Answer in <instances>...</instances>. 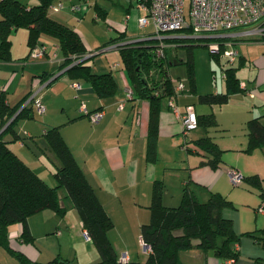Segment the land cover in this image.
I'll return each mask as SVG.
<instances>
[{"label":"crops","instance_id":"1","mask_svg":"<svg viewBox=\"0 0 264 264\" xmlns=\"http://www.w3.org/2000/svg\"><path fill=\"white\" fill-rule=\"evenodd\" d=\"M18 1L28 7L39 4V0ZM64 1L68 0H51L50 5H57L58 2L63 4ZM84 1L89 7L93 6V19L102 14L106 15L108 10L100 7L98 0ZM123 5H125L126 14L133 8V14L136 17L142 12L133 0L123 1ZM49 12L57 21L74 28L83 39L87 50L96 53L93 57L111 53L120 62L118 51L113 48V45L101 48L107 41L89 43L84 40L79 32L80 25L84 28L82 20L78 22L77 28L74 18L69 13ZM128 19L127 24L125 22L122 25L111 20L116 27L108 29V34L112 35L109 39L120 34H124V39L129 40L146 36L143 31L134 33V26L130 23L131 17ZM22 30L19 43L23 45V48L18 50L15 45V36L20 32L18 30L10 36L11 61L0 60V91H3L6 103L10 107L17 105L30 92L36 91L45 106V112L43 115H38L32 105H27L33 110V115L32 118H20L17 121L18 140L10 141L12 137L9 134L4 139L10 141L9 148L38 177L52 186L55 184L54 172L59 163L46 147L43 137L49 128H59L61 137L113 222V227L108 231L107 237L117 256L126 254L130 262L145 261L148 253H139L137 247L140 246V227L150 221L151 214L148 207L155 181L163 183L162 203L166 206L174 207L179 204L182 189L187 181H190L191 184L218 192L233 202L236 210H226L223 215L232 220L237 234L264 228V212L257 211L261 204L257 189L245 185L240 186L241 188L234 187L228 176L230 169H236L244 176L255 174L261 179V187L264 191V146L250 153L242 151L247 144L246 122L258 117L264 125L263 41L256 40L259 42L258 45H248L243 49L235 47L237 42L234 45L238 51L234 65L239 66L238 70L247 66L248 78L245 82L240 81L244 84V91L231 94L222 106L201 105L197 101V96L215 93L220 91L219 89H223L221 92H224L223 73V84L219 88L217 86V90L208 88L204 92L195 80V93H191L188 88L187 93H184L182 89L174 98H164L167 110L165 107L162 110L163 99L159 101L155 155L150 157V104L145 99H138L134 96L131 99L126 97V90L131 87L125 71L119 69L121 64L115 63V60L111 62H114L111 66L110 64L108 66L103 63L97 64L94 60L88 63L94 73L110 72L116 80L115 89L109 96L98 97L89 83L81 79H72V75L64 72V69L60 70L63 58L60 51L56 50L54 46L56 42L53 39L46 36L41 37L39 39L41 44H46L48 47L47 54L38 59L29 57V48L26 44L27 31ZM116 32L117 34L113 36ZM55 51L59 54H56L54 59L50 58L56 53ZM26 56V60L23 59ZM174 64L177 63L174 62L172 65ZM113 65L117 66L113 68ZM50 75L52 76L48 78ZM75 81L80 83L79 89L72 87ZM196 88L198 93H196ZM170 101H172V106ZM121 102L123 105L119 108ZM81 103L85 104L88 111L101 109L104 112L101 120L94 124L90 123L88 118L79 112ZM190 104L194 105L195 113L196 108H199L196 115L213 113L217 120V114L212 109L213 107L219 108L218 115L222 121H217V130L220 128L222 134L218 137L210 136L223 150L222 166L215 170L208 166H199V162L204 158L194 151L193 141L203 137L206 134L205 131L196 127L187 134L183 133L179 114H182L185 107ZM196 130L201 134L192 139L193 149H190L187 146L186 137ZM209 133L210 131L207 135ZM179 136H181L180 141ZM187 150H191V153ZM47 154L51 155L52 159ZM176 154L181 155L182 159H174ZM188 155H193V157H188ZM45 158H49L50 162L48 163ZM165 158L167 161H163ZM161 163L163 166L160 169L159 164ZM169 167L173 170L171 172L181 171L186 175L179 173L180 175L177 176L175 175L177 173H173L174 180H167L166 172ZM171 181H174L176 187L174 195L169 190ZM60 196L62 197L61 203L67 200L66 205L62 203L66 209L64 215H59L51 209H44L27 219V226L33 237L31 241L21 240L22 225L20 223H13L7 227V243L6 245L0 243V264H55L52 263L55 259L59 262L66 261L67 264H93L100 260L97 250L90 247V241H85V239L83 241L80 238L83 247L70 248L72 251L68 254H62L59 244L58 248L48 246L52 238H57L62 234L60 230L62 227L69 234L78 233L83 237L81 220L76 210L68 199H63L64 193H60ZM240 207L245 208L239 211ZM40 244H44L46 249H43ZM237 246L238 256L231 264H264V244L262 246L249 237H241ZM179 261L180 264H221V260L211 252L197 249L181 252Z\"/></svg>","mask_w":264,"mask_h":264},{"label":"trees","instance_id":"2","mask_svg":"<svg viewBox=\"0 0 264 264\" xmlns=\"http://www.w3.org/2000/svg\"><path fill=\"white\" fill-rule=\"evenodd\" d=\"M50 3L51 0H39V4L28 7L18 0H0V60L11 61L10 36L12 33L20 29L27 31L26 44L29 48V57L32 49L37 46L46 47L47 54V45L41 43L39 45V39L46 36L56 42L54 46L61 53L63 60L60 70L64 69V72L72 75V79H81L89 83L98 97L109 96L116 86V80L112 73L97 74L91 70L88 63L95 54L86 58L93 52L87 50L83 39L72 26L61 23L51 16L49 11H53L50 9ZM94 18L96 20L98 16ZM167 35L169 36L164 38L163 44L148 46L146 41L129 42L132 40L124 39L125 35L120 34L109 39L101 47L114 46L118 51L121 67L126 73L134 97L149 101L150 157L155 155L159 101L164 98L172 99L177 94L174 91L176 84L169 74V66L174 62L186 64L188 88L191 93H195L193 46L185 44V40L192 38L213 39L211 36H194L187 30ZM251 39L264 42L262 37ZM227 40L235 45L236 42L245 40V38L235 37ZM147 41L149 42V40ZM182 43L184 44L182 45ZM160 46L163 56L157 57L155 51ZM179 47L184 48L185 60L176 55L167 54L168 50H175ZM54 54L56 55V53ZM210 54L215 58L217 56L219 60L221 58L220 54L212 52ZM26 58L27 56L23 59L26 60ZM226 61L229 66L222 68L224 92L198 95L199 104L220 107L227 102L231 94L243 91L237 77L239 66L230 64L228 59ZM48 78L46 80H49ZM30 94L31 92L17 105L10 107L6 103L3 91H0L1 244L6 245L7 243L6 232L10 224L20 223L22 225L21 240L31 241L33 237L27 226L29 216L44 209H51L59 215H64L66 209L62 205L63 202L61 203L62 197L59 194L62 189L65 191L63 199H68L76 210L81 220L82 229L86 231L89 241L99 254L100 260L93 264H180L179 254L192 249L211 252L221 260L220 263L233 262L238 256L237 244L241 237H249L263 246L264 228L241 234L235 232L232 220L223 214L226 210H236V207L225 196L202 186L193 185L194 187H191L190 181H187L182 189L179 204L169 207L162 203L163 183L155 181L148 207L151 214L150 221L140 227L141 240L150 247V252L144 262L128 260L126 263H122L120 256H117L107 237L108 231L113 227V222L61 137L59 128H49L43 137L46 147L59 163L54 172L55 184L52 186L38 177L9 148L8 143L19 138L16 132L17 121L20 118H32L33 110L28 107L29 105L22 107ZM196 118L197 128L206 133L203 137L193 141L195 153L204 158L199 162V166H208L215 170L222 166L221 154L223 150L207 133L210 130H217V119L213 113L196 115ZM245 129L247 144L242 151L250 153L255 149L262 148L264 146V125L260 119L258 117L249 119L245 124ZM7 134L12 137L10 141L4 139ZM187 151L191 153V150ZM244 185L257 189L261 204L264 202L261 179L257 175H242L241 182L233 186ZM52 263L67 264L66 261L59 262L57 259Z\"/></svg>","mask_w":264,"mask_h":264},{"label":"built area","instance_id":"3","mask_svg":"<svg viewBox=\"0 0 264 264\" xmlns=\"http://www.w3.org/2000/svg\"><path fill=\"white\" fill-rule=\"evenodd\" d=\"M139 9L145 12L144 17L138 18L139 27L152 26L155 34V38L163 44L164 38L169 36L167 34L177 33L181 31H189L192 35L198 36H211L213 39H220V43L212 42L208 44L210 52L214 54H222V57L228 59L230 64H233L238 56V51L235 49L231 41L228 38H243V37H262L264 35V0H191L189 20L186 19L183 0H133ZM61 3L50 6L53 12H58L63 9ZM72 12H80L81 7L79 5L70 6ZM128 19V17L126 18ZM253 28L246 31L229 34L230 31L238 30L242 27L251 26ZM263 38V37H262ZM225 45L230 46L229 50L223 48ZM114 48V46H113ZM159 54H162L161 46L157 49ZM46 54V47L37 46L31 51V58H42ZM96 53H92V56ZM50 58H56L53 54ZM113 68L116 65L112 66ZM243 83H240V87L245 89ZM72 87L75 89L80 88V84L72 83ZM183 86L181 83L177 84L174 91L178 93L182 91ZM250 94V92H248ZM134 96L132 89L126 90V97L131 99ZM172 106V101H170ZM32 105L38 115H43L45 112V106L40 98L37 96V92H31L29 98L24 102L22 107ZM123 103L119 104L121 108ZM79 112L86 116L90 123L94 124L101 120L104 112L101 109L88 111L84 103L79 106ZM181 125L183 127V133L194 130L197 127V118L193 105H187L185 111L179 114ZM228 176L231 184L238 185L242 180L241 173L236 169H230ZM259 213L264 212V202L258 207ZM59 234V232H57ZM85 240L89 241V237L86 231L82 232ZM140 247L144 251H150L149 247L139 237ZM120 261L126 263L128 257L126 254L120 256ZM231 261H226L221 264H231Z\"/></svg>","mask_w":264,"mask_h":264},{"label":"rangeland","instance_id":"4","mask_svg":"<svg viewBox=\"0 0 264 264\" xmlns=\"http://www.w3.org/2000/svg\"><path fill=\"white\" fill-rule=\"evenodd\" d=\"M93 1L94 0H91V2H93ZM123 1H127V0H98V5L102 8H106L108 11H107L106 15L102 14L101 16H98V18L96 20L93 19V12H94L93 6L90 5V7H89L87 2H85L84 0L64 1L63 5L65 6V8L62 9L61 11L67 12L70 15H72V18H74V20H75L74 21L75 25H77L79 21H81V20L83 21L82 24H83L84 28L80 25L79 32L82 34L84 40L89 42V43H96L97 41L98 42L108 41L110 36H112V35L108 34V29L109 28L113 29L116 27V25L111 20L117 21L122 25L123 23L125 24L126 21L127 22L129 21V19H126V17H128V18L131 17L130 23H131V26H134V29H133L134 33L138 32V31H143V34L144 35L146 34V36L137 37L136 39H133L132 41H129V42L146 41L147 42L146 44L148 46H155L158 43L160 44L159 40L153 39V38H155V35H153L155 33L152 29V26H148V27L143 28V27H139V25H138V18L144 17L145 12L141 9L142 12L140 14H138V16L136 17L133 14V10H134V8H133L132 10H130L129 13L126 14L125 5H123ZM59 3L60 2H58L57 4H59ZM190 4H191V0H183V8H184V12H185V16H186L187 20H189ZM72 5H79L81 7V11L76 12V13L72 12L70 10V6H72ZM125 14L128 16H126ZM127 22H126V24H127ZM253 26H254V24L251 26L242 27L238 30L230 31L229 34L246 31L248 29L253 28ZM77 28H78V25H77ZM120 28H122V26ZM19 31L20 32L18 34H16V36H15L16 37L15 45L18 47V50H20L21 47L23 48V45H21L19 43V37L21 35L20 33L23 30L20 29ZM89 32H91V34ZM12 34H14V33H12ZM115 34H117V32L114 33L113 36H115ZM262 37L264 38V35ZM243 38H245V40L239 41L237 43V45L235 44L236 45L235 47H237V48L241 47V49H243V47H245V46H248V45L254 46V45H258V43H259V42L254 41V39H251V38H256V37H243ZM147 40H149V42ZM214 40H217V41H214ZM218 41H219V39H204V38L203 39L192 38V39L185 40V44H189V45L193 46L192 49H193L195 80H196V82H198L199 87L202 90H204V92L206 90H208V88H210L212 90H214L216 88L215 90H217V86L219 88L221 86V84H223L222 68L224 66H229L226 59L222 57V54H220L221 55L220 60L218 59L217 56L215 58V56H212L210 54L208 44H211L212 42H218ZM40 43H41V41H39V45H40ZM218 43H220V41ZM183 44L184 43H182V45ZM261 44H263V43H261ZM50 46L53 47V45H50ZM229 49H230V46L225 45L223 48V53L226 52L225 50H229ZM55 52H56V54H59V52H57V51H55ZM150 52L152 53V50ZM155 53H156L157 57L163 56L162 54H159L157 52V49H156ZM167 54L172 55V56L176 55L177 57L184 58L185 51H184V48L179 47L175 50H171V51L168 50ZM118 56H119V54H118ZM185 59H186V57L184 58V60ZM92 60L96 61L97 64L103 63L106 66H108L109 64L111 66L114 63V62L111 63L113 60L116 61L115 63L120 64L118 59H116L114 56H112L111 53H103V54H100L98 56H95L89 62H92ZM119 69H123V68L119 67ZM118 71H122V70H118ZM169 73H170L171 79L175 82V84L177 85V84L181 83L183 86V92L187 93L188 92V82L186 79V77H187V66H186V64L185 65L184 64H174V65L169 66ZM247 73H248V67L247 66L240 68L237 72L238 79L240 81L245 82L246 79L248 78ZM219 90L220 91H218V93H221V91L223 89H219ZM196 93H198L197 88H196ZM164 107L166 108V100L165 99L162 100V110L164 109ZM198 109L196 108L195 114H197ZM166 110H167V108H166ZM212 110L214 111V113L217 114L218 120L222 121V118L218 115L219 108L213 107ZM219 124H220V122H219ZM218 129L219 130H210L209 136H212V137L220 136L222 134L221 129L220 128H218ZM199 134H201V132L196 130L195 132L188 134V137H186V140H187L186 143L190 149H193V145L191 143L192 139L196 138V136H198ZM175 137H177V136H175ZM178 140L179 141L181 140V136H179ZM51 155L47 154V156L50 159H52ZM188 157H193V155H188ZM45 159L47 160L48 163L50 162L47 158H45ZM174 159H178V160L182 159V156L179 154H176ZM163 161H167V159L165 158V159H163ZM162 166H163L162 163L159 164L160 169L162 168ZM170 169H171V167H169V169H167V172H166L167 180L168 179L174 180L173 179V173H177V174H175L177 176L180 175L179 173H181L182 175H186L185 172H181V171L171 172L173 170H170ZM187 176H188V173H187ZM190 185H191V187H194L193 186L194 184H190ZM234 187H238V186H234ZM175 188L176 187H175L174 181H171V183H169V190H170L171 194L175 193ZM238 188H241V187L239 186ZM234 189H237V188H234ZM60 193H65V191L61 189L59 191V194ZM255 197L258 199L257 196H255ZM66 201L67 200H63L64 205H66V203H65ZM244 208L245 207H240L239 211H242ZM60 230H61L62 234L60 236H58L57 238H52L53 240L51 241V243L48 246H51L52 248H58V244H59V250L62 252V254H68L69 251L71 252L72 249H70V248L79 249L80 247H83V245L81 244L80 238L83 241H84V238L82 236L78 235V233L69 234L63 229V227L60 228ZM64 241H65V243H64ZM85 241H88V240H85ZM89 243H90L89 244L90 247H92L96 251V248L94 247V245L91 242H89ZM40 245L43 246V249H46L44 244H40ZM137 248L139 249L138 252L141 254L150 252L148 250L144 251L139 245Z\"/></svg>","mask_w":264,"mask_h":264},{"label":"water","instance_id":"5","mask_svg":"<svg viewBox=\"0 0 264 264\" xmlns=\"http://www.w3.org/2000/svg\"><path fill=\"white\" fill-rule=\"evenodd\" d=\"M100 53V51H98Z\"/></svg>","mask_w":264,"mask_h":264}]
</instances>
